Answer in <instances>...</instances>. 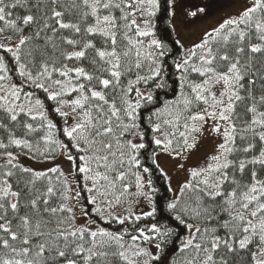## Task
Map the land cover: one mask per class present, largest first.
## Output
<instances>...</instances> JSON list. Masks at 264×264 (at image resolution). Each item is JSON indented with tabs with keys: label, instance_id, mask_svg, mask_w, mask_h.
I'll return each mask as SVG.
<instances>
[{
	"label": "snow or ice",
	"instance_id": "6c2138e0",
	"mask_svg": "<svg viewBox=\"0 0 264 264\" xmlns=\"http://www.w3.org/2000/svg\"><path fill=\"white\" fill-rule=\"evenodd\" d=\"M206 8L0 0V264H264V0L169 41Z\"/></svg>",
	"mask_w": 264,
	"mask_h": 264
},
{
	"label": "rangeland",
	"instance_id": "374dc122",
	"mask_svg": "<svg viewBox=\"0 0 264 264\" xmlns=\"http://www.w3.org/2000/svg\"><path fill=\"white\" fill-rule=\"evenodd\" d=\"M205 1L209 0H184L186 4L195 3L199 5L201 3L203 4ZM250 3L251 0H212L211 3H208L206 12L198 18L192 19L190 23H184L183 13L177 11L175 17V36L188 46L193 41L198 40L205 30L217 26L228 17L238 15L243 9L250 6ZM214 144V138L206 134L205 137L202 138L197 150L191 154L186 167H192L200 163L204 157L213 150ZM158 162L171 176V185L173 190H175L179 183L186 178V173L181 172L178 174L175 167L177 161L171 160L167 156L161 155ZM25 163L38 170L52 166V163L37 164L35 161L28 160H26ZM55 163H59L65 171L70 168L69 163L63 157H58ZM171 194L173 196L174 192H171Z\"/></svg>",
	"mask_w": 264,
	"mask_h": 264
},
{
	"label": "trees",
	"instance_id": "16d2710c",
	"mask_svg": "<svg viewBox=\"0 0 264 264\" xmlns=\"http://www.w3.org/2000/svg\"><path fill=\"white\" fill-rule=\"evenodd\" d=\"M212 0L209 1H205L203 4L201 3V6L207 5L208 3H211ZM162 7H163V0H162ZM161 16L163 15V13L161 12L160 14ZM157 23V31L158 34L162 33V30L166 27L167 25V20L166 18L162 21L161 19H157L156 21ZM170 31V30H169ZM169 41L171 40H175L177 39V37L175 36V32H171L170 31V35L168 37ZM170 63V60H169ZM175 69H170V72H174ZM174 76H170L169 77V83L172 82V80H174ZM161 96H164V91L161 90L160 92ZM169 95H171V93H169ZM57 121H58V126H62V121H60V119L57 117ZM150 135V133H149ZM62 139H66L63 136H61ZM147 163L150 165V160L147 161ZM153 180H154V186L158 189L157 193H156V200H157V215H156V220L161 221L162 223H168L169 226L172 227H176V224L173 223L169 217H170V213L167 212L166 210V205L167 202L170 201L173 196L171 194V192L167 191V180H165L163 177H161L159 172H156L155 175L153 176ZM112 228H116L119 227L115 224H113L111 226ZM183 228V226H180V228L178 229V231H180ZM182 234H186V233H182ZM178 243V241H177Z\"/></svg>",
	"mask_w": 264,
	"mask_h": 264
}]
</instances>
